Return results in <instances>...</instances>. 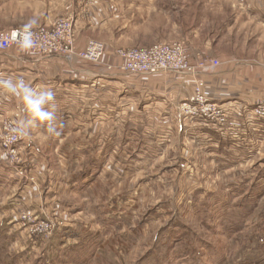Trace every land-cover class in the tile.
Segmentation results:
<instances>
[{
    "label": "rangeland",
    "instance_id": "1",
    "mask_svg": "<svg viewBox=\"0 0 264 264\" xmlns=\"http://www.w3.org/2000/svg\"><path fill=\"white\" fill-rule=\"evenodd\" d=\"M245 1L0 0V32L32 18L34 28L49 30L79 13L89 22L111 5L115 19L107 27L86 29L111 52L180 42L192 61L223 53L264 58V29L239 9ZM68 97V106L56 104L59 136H49L47 122L39 121L23 137L29 146L19 144L23 159L32 153L41 163L26 178L16 174L33 189L10 206L15 221H0V264H264L263 120L246 110L252 125L233 134L231 145L194 144L158 118L147 127L168 130L160 139L138 132L137 118L128 126V118L89 124L88 108L74 107ZM233 118L226 125L233 126ZM133 141L145 148L132 149ZM114 145L113 155L104 157ZM0 163L12 167L1 148ZM16 198L10 191L1 203ZM44 225L50 231H37Z\"/></svg>",
    "mask_w": 264,
    "mask_h": 264
},
{
    "label": "crops",
    "instance_id": "2",
    "mask_svg": "<svg viewBox=\"0 0 264 264\" xmlns=\"http://www.w3.org/2000/svg\"><path fill=\"white\" fill-rule=\"evenodd\" d=\"M107 8L108 10L104 11L98 10L97 14L94 12L92 17L89 16V18L91 17L89 22L84 21L85 18L81 13L78 14L74 20L76 49H83L90 40V36L88 37V32H86L88 26L92 29L96 28L93 27L95 25L107 27L115 19L111 5ZM239 9L255 23L252 24L255 26L258 24L264 29V0H247L244 5L240 4ZM84 23L86 24L85 28H83ZM255 28L257 29V27ZM227 54H222L227 63L219 68L214 75L206 77L205 86V95L209 101L222 109L229 110L231 116L234 117L233 120H236L233 126L230 122L224 128L213 127L202 119L185 118L180 114L179 109L182 104L193 95L195 78L170 73L138 77L121 73L118 69L109 71L108 67H115L119 63L114 52L110 50L101 63L92 64L74 57L35 56L18 47H13L6 52H0V80L11 78L15 82L18 79H23L34 89H39L42 86L50 87L55 93V103L58 106H68L63 102L69 95L68 100L73 101L71 103L74 107L78 105L79 109V106L85 105L81 110L88 108L89 124L117 123L119 125L118 120L128 118V122L124 123L128 126L134 118H137L136 124L140 126L137 131L153 136V133H156L155 129L152 125L150 128L147 126L150 125L149 122H153L151 119L154 118L153 123L156 126L159 121L160 125H164V127L172 123V133L177 135L179 133V136L190 135L191 143L198 144L208 140L216 145V142H219L223 146H229L232 144L230 138L234 136L233 134L244 133L252 125L250 120H245V111L264 102V58L258 57L256 52V57L248 58L233 54L229 57ZM15 115L19 116V120L21 117L32 118L31 114L25 110L22 99L0 87V127L3 119L12 118ZM80 115L81 113L78 115L79 119ZM34 123L40 122L34 121ZM164 127L159 126L157 129L158 139L162 133L168 132ZM150 130L154 132L150 133ZM1 131L2 127L0 135ZM186 136H184L185 139ZM100 138L102 137L99 134L93 139L96 141ZM27 140H24L25 146L30 144L29 136ZM153 140L151 139L150 142ZM133 145L135 146L132 147L134 150L145 148L141 142L133 141ZM97 146L99 145L97 144ZM164 146L163 143L159 145L161 153ZM115 147L117 145L110 148L104 157L112 156ZM199 151L203 153L201 147ZM35 155L27 153L26 159L23 161L24 168L30 173L35 172V164L41 163L40 156ZM17 169L0 163V221H15V215H11L13 214L11 210L15 207L10 206H18L17 202L25 197L23 193L29 196L33 189V183L30 180L25 181L16 176ZM74 189L80 191L81 186L77 185ZM10 191L11 193L14 191L17 198L1 203V200ZM69 264H94V262L89 260L81 262L74 259Z\"/></svg>",
    "mask_w": 264,
    "mask_h": 264
},
{
    "label": "built area",
    "instance_id": "3",
    "mask_svg": "<svg viewBox=\"0 0 264 264\" xmlns=\"http://www.w3.org/2000/svg\"><path fill=\"white\" fill-rule=\"evenodd\" d=\"M21 28L0 32V52H6L13 47L20 48L17 41L20 39L18 32ZM34 46L27 50H20L33 54L35 56L51 57L64 56L74 57L81 61L92 64L101 63L107 53L108 47L105 43L95 40H89L86 46L79 50L75 47L74 19L72 17L56 22L51 30L47 28H33ZM114 54L119 61L118 68L108 67L109 71L116 69L121 73L130 76H156L161 73H170L173 75H187L196 79L193 95L179 109V112L185 118H199L213 127L224 128L227 119L231 116L229 110L222 109L213 104L206 97L204 91L208 76H212L216 71L227 63L225 56L213 58L199 57L196 61L189 59L184 44L173 42L168 44L154 45L147 49L125 50L117 48ZM249 113L255 118L264 121V102L256 104ZM19 118H6L2 120V137L0 148L7 155V160L12 167L18 168L20 176L24 178L29 176L28 171L23 165V156L19 144L23 142V137L12 132L16 126L13 121ZM15 136V138H13ZM48 222L47 220H44ZM45 226V225H44ZM37 231L46 233L50 231L51 226H39Z\"/></svg>",
    "mask_w": 264,
    "mask_h": 264
},
{
    "label": "clouds",
    "instance_id": "4",
    "mask_svg": "<svg viewBox=\"0 0 264 264\" xmlns=\"http://www.w3.org/2000/svg\"><path fill=\"white\" fill-rule=\"evenodd\" d=\"M36 24L37 19L32 18L19 30L20 39L17 43L22 50H27L34 46L32 29ZM0 87L22 99L25 110L32 117V120L29 121L23 119L17 121L16 126L12 128L14 134L26 137L29 134L28 129L34 121L47 122L45 131L49 136L55 137L61 134L59 129L63 125L56 121L55 93L50 87L42 86L39 89H34L23 79H18L14 82L11 78L0 80Z\"/></svg>",
    "mask_w": 264,
    "mask_h": 264
}]
</instances>
